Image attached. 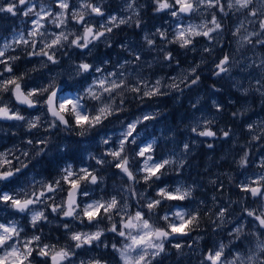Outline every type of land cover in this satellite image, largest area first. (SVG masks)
<instances>
[{"label":"clouds","instance_id":"clouds-1","mask_svg":"<svg viewBox=\"0 0 264 264\" xmlns=\"http://www.w3.org/2000/svg\"><path fill=\"white\" fill-rule=\"evenodd\" d=\"M0 264H264V0H0Z\"/></svg>","mask_w":264,"mask_h":264},{"label":"trees","instance_id":"trees-1","mask_svg":"<svg viewBox=\"0 0 264 264\" xmlns=\"http://www.w3.org/2000/svg\"><path fill=\"white\" fill-rule=\"evenodd\" d=\"M73 157H75V155H73Z\"/></svg>","mask_w":264,"mask_h":264},{"label":"rangeland","instance_id":"rangeland-1","mask_svg":"<svg viewBox=\"0 0 264 264\" xmlns=\"http://www.w3.org/2000/svg\"><path fill=\"white\" fill-rule=\"evenodd\" d=\"M73 155H75V154H73Z\"/></svg>","mask_w":264,"mask_h":264}]
</instances>
